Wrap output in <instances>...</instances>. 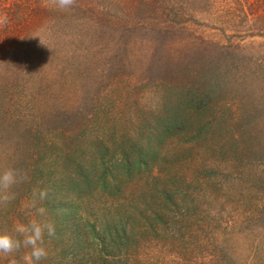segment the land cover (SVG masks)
Listing matches in <instances>:
<instances>
[{
	"label": "trees",
	"instance_id": "trees-1",
	"mask_svg": "<svg viewBox=\"0 0 264 264\" xmlns=\"http://www.w3.org/2000/svg\"><path fill=\"white\" fill-rule=\"evenodd\" d=\"M0 14L8 17V23L0 26V172L15 167L28 175L14 188L16 199L0 206V231L10 230L17 222L26 224L31 216L24 204L34 190H47L42 202L46 214L41 219L55 225V235L46 236V261H216L219 246L215 234L221 232L227 239L221 223H231L190 217L192 206L188 208L186 197L193 190L175 191L170 178L175 176L170 173V156L175 154L168 144L157 143L151 157L138 141L128 144L131 129L117 124L124 121L123 107L132 99L133 88L123 85L117 70L106 73L102 66L109 57L112 62L127 60L138 46L144 54H151L156 68L152 77H158H144L137 91L142 94L150 85L166 84L161 74L167 64L178 62L174 52L181 45L186 16L197 14L210 18L211 25L204 27L213 32L201 41L218 49L217 58L200 53L201 60L179 70L180 75L192 84L206 69H225L244 81L251 77L264 85V0H76L66 10L45 6V0H0ZM86 71L98 75L97 89L89 95L82 93L78 82ZM193 95L197 92L186 95L184 115L177 99L168 121L159 125L161 133L172 136L181 132L188 138L184 155H175L182 162L213 157L211 151L217 149L206 139L214 130L224 142L226 138L234 143L227 177L244 184L247 197L235 200L231 211L241 204V213L234 212V216L245 220L239 234L246 238L247 252L240 257L238 245L232 244L227 249L235 255L228 259L222 254L223 264H264V233L259 232L264 223V160L246 159L248 151L259 148L258 142L255 138L256 142L251 139L243 145L241 134L229 135L221 121L198 119L196 125L193 115L203 107ZM180 118L184 127L179 126ZM188 121L194 125H187ZM140 127L141 133L147 128L148 135L158 133L152 125ZM207 149L209 154H205ZM163 161L170 168L168 173L159 167ZM151 166L158 169L151 176L155 182L146 179L145 195L133 178L140 177L143 170L150 171ZM198 173L191 182L202 185L213 180ZM220 176L214 194L218 198H222ZM155 183H161L160 188L168 193L162 201L169 200V205L155 201L154 191L159 189Z\"/></svg>",
	"mask_w": 264,
	"mask_h": 264
},
{
	"label": "rangeland",
	"instance_id": "rangeland-1",
	"mask_svg": "<svg viewBox=\"0 0 264 264\" xmlns=\"http://www.w3.org/2000/svg\"><path fill=\"white\" fill-rule=\"evenodd\" d=\"M186 18L188 23L185 31L181 34V45L178 46V49L174 52V56L178 58V62L175 64H167V68L164 70L165 73L161 74L164 79L167 80L165 82L166 84L160 81L162 85L155 88L150 85V88L142 94L140 91H137V87L144 81V77H152V73L156 72V68L152 66L150 61L152 58L151 54H144L145 51L141 52L142 50H140L138 46L136 47V54L125 58L127 60H123V62H112L111 57H109L103 63L102 67L105 70L107 69L106 73L117 70L121 74L120 78L123 80V85L133 88L132 99H129V102L123 107L122 119L124 121L118 122L117 126H126L128 129H131V139L128 141L130 142L128 144L131 145L138 141L137 144L141 143L142 147L146 148L144 151L148 153L149 157L153 155V150L157 148V143H163L164 147L168 144V150L171 149L174 151L175 155H181L184 153L183 144L185 139L188 140V138L185 134H181V132L175 133L172 136L164 135V133H161L162 126L159 125H161L162 122L168 121L167 116L171 114V107H175L178 101L177 99L182 102L184 110L181 111V114L184 115L185 112H187L186 106L188 105V98L186 95H188L189 91H195L197 95H193L194 99L198 105L203 107L200 108L201 113H195L193 115L195 124L197 125L198 119H210L211 122L216 120L221 121L222 126H226L227 131L230 133L229 135L232 136V133L241 134L240 139H242L243 145L249 144L251 139L252 142H258L257 145L259 148L248 151L247 153L249 155L246 154L248 155L246 159L254 162L264 160V85L262 81L255 80L251 77H248L246 81H244L241 77L229 74L228 71L225 73V69L221 71H207L206 69L200 74V77L196 78L194 82L192 81L193 85L191 82L189 83L188 79L180 75L181 73L179 70H184L191 63H196V61L200 59V53H207L208 57L216 59L218 49L206 45L201 41L203 36L210 35L213 32L204 27L205 24L211 25L209 17L189 14ZM155 77L157 78L158 76H154L152 79ZM97 79L98 75L96 76L90 71H86L84 77L78 78L82 93H88L89 95L91 91L97 89ZM152 115H155L156 118ZM182 118H180L179 126L184 127V119ZM192 120L193 119H191V121ZM144 124L154 126L158 132L157 135L155 137L148 135L149 128L144 129V132L141 133L140 126ZM189 124L190 122L188 121L187 125ZM190 125H194L193 122H191ZM178 129L180 128H177L176 131H178ZM224 139L226 142L222 140L219 132L215 130L211 133L206 140L208 144L215 145L217 150L211 151L213 157L209 159L208 156L204 161L200 159L197 161V159H195L194 161L182 162L179 159L175 160V155L170 156V161L172 162L170 173L175 175L170 178L173 182L175 191L178 189L193 190L191 196L186 197L187 205L192 206L189 212L190 217L192 219L198 217L203 222L227 220L228 223H231L230 226L227 225L226 222L221 223L223 224L222 226L225 225L224 227L225 231L228 232V238H223L221 235L222 233L217 231L215 235L218 237L219 247L215 249L217 254L214 260L216 261H208L205 264H221V262L223 264L224 259L222 254L226 255L228 259L235 255V251L227 249L232 244L238 245V250L236 251H238L240 257L243 258V255H246L247 252V250L244 249L246 247V238L239 234L241 229L245 226V220L241 215L234 216V212L241 213L239 209L241 204L234 211H231L235 200L239 198L246 199L247 194L242 191V185L244 184L231 181L230 177H227V170L231 168V159L234 156V152L232 151L234 150V143L229 142L226 138ZM208 150L209 149H207L205 154H209ZM157 167L158 166H151L150 171L143 170L138 174L140 177L133 178L137 184L141 185V188H139L140 193L146 195V179L148 180L147 183L155 182L151 176L157 173ZM159 167H162L161 169H163L165 173H168L170 170L167 166V162L164 161L159 164ZM200 171L204 173L201 175H206L205 177H210L213 180L205 184L203 183L202 185L194 181L191 182L192 179H196ZM212 172L216 173L214 178L211 177ZM217 174L219 176L222 175L220 176V182L222 181V198L214 197V194L218 192L216 179H218L219 176H217ZM131 180L132 179H128L129 182ZM185 181H187V183H185ZM132 187L134 188L136 186L132 185ZM154 187L159 188L154 191L155 201L164 203L162 199L169 196L168 193L160 188L162 187L161 183H155ZM223 195L225 196L223 197ZM168 201L169 200L164 204L169 205ZM195 210L197 211L195 212ZM262 225L261 229H259L260 233H264V223ZM213 233L214 232H211V235H213ZM225 240L228 241L226 242ZM24 251L25 250H22V252ZM0 264H7V258L0 256ZM40 264H56V260L54 259L49 262L44 259L40 261Z\"/></svg>",
	"mask_w": 264,
	"mask_h": 264
},
{
	"label": "clouds",
	"instance_id": "clouds-1",
	"mask_svg": "<svg viewBox=\"0 0 264 264\" xmlns=\"http://www.w3.org/2000/svg\"><path fill=\"white\" fill-rule=\"evenodd\" d=\"M76 0H45V6L66 10L74 7ZM8 23V17L0 14V26ZM41 43L44 44L41 40ZM28 179L26 172L8 167L0 172V206H7L16 199L14 188ZM47 190L33 191L32 198L24 204L31 219L25 224L17 222L10 230L0 231V256L7 264H40L48 257L46 236L55 235V225L41 219L46 214L42 202L47 199ZM24 249V252L21 250Z\"/></svg>",
	"mask_w": 264,
	"mask_h": 264
}]
</instances>
